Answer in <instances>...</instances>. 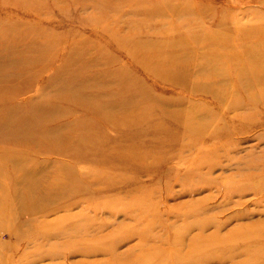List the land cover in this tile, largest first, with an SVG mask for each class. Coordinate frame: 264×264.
Returning <instances> with one entry per match:
<instances>
[{
  "label": "rangeland",
  "instance_id": "374dc122",
  "mask_svg": "<svg viewBox=\"0 0 264 264\" xmlns=\"http://www.w3.org/2000/svg\"><path fill=\"white\" fill-rule=\"evenodd\" d=\"M261 64L264 0H0V264H264Z\"/></svg>",
  "mask_w": 264,
  "mask_h": 264
},
{
  "label": "bare ground",
  "instance_id": "6f19581e",
  "mask_svg": "<svg viewBox=\"0 0 264 264\" xmlns=\"http://www.w3.org/2000/svg\"><path fill=\"white\" fill-rule=\"evenodd\" d=\"M200 66H204V64H201ZM244 69H247V68H244ZM248 69L250 70V72L248 71ZM247 70H240V71H236L235 73H236V75H235V77H236V79H237V81H236V83H238V89H239V91L242 93V94H244L245 96L244 97H246V100L247 101H249V102H257V100H258V97L257 96H254V95H249V93H250V91H252V90H249L250 88H248L249 86H251V88L253 87V86H255L256 88H262L263 86H264V66H262V64L258 67V68H248ZM202 73V72H201ZM214 74H212V77L214 78V79H223V80H228V79H230V78H228L229 77V73H216V72H213ZM238 73V74H237ZM61 84H65V83H61ZM65 86V85H64ZM70 83L68 84V83H66V88L67 89H70ZM78 92V91H77ZM215 96L219 99V100H224L225 98V95L224 94H222L221 92H219V93H216L215 94ZM231 103H234V104H238V103H240V101H233V102H231ZM186 122V121H185ZM184 122V123H185ZM190 124H191V126H193L194 124L193 123H191V122H186V125H188V127L190 128ZM24 179H25V177H24ZM24 181V180H23ZM36 186V185H35ZM35 186H33V190L31 191V193H29V197H30V200H32V198L33 199H35L38 195H40L39 194V186H37L36 188H35ZM250 189V188H249ZM58 191V190H57ZM56 191V192H57ZM247 191H250V190H248L247 188H246V186H239L238 187V189H236L235 191H231L229 194L228 193H224L225 194V197L226 198H232L234 195H241V194H243L244 192H247ZM55 192H53V193H51L52 195H51V200H52V198H58V200H60V198L61 199H63V198H65L66 197V195L65 194H63V193H58V194H60V195H58L57 193H55ZM253 193H255L254 191H253ZM260 193V192H259ZM53 195H54V197H53ZM255 195V194H254ZM50 196V195H49ZM259 196V195H258ZM260 197V196H259ZM49 197H45V199L47 200ZM262 198V197H261ZM260 198V199H261ZM44 198H40V200L39 201H37V203H35V204H32L31 206H28L27 205V202H24V201H22V200H20V204H19V206H20V211H23L22 212V215L23 216H26V217H34L35 216V214H39V212L38 211H43L45 208L42 206V202L45 200ZM29 200V201H30ZM227 200V199H226ZM48 201H46L45 203H47ZM23 207H22V206ZM4 211V210H3ZM260 226H262V225H257L256 227H254V228H260ZM198 227H200V225H198ZM202 227H203V225H202ZM261 229H264V226H262V228ZM202 230V229H201ZM263 234V233H262ZM258 234H257V230H249V229H247L244 233L242 232V235H240V238H238L237 240H243V241H250V239H251V237H253V238H255L256 236H257ZM214 242H217V241H214ZM213 242V243H214ZM180 241H178V242H175V245L176 246H180ZM217 244H220V242H217ZM197 246H204V243L203 244H200V245H197ZM210 246H213V245H210ZM149 259L150 260H153L152 258H150L149 257ZM143 261V260H142ZM145 261V260H144ZM151 262H153V261H151Z\"/></svg>",
  "mask_w": 264,
  "mask_h": 264
}]
</instances>
